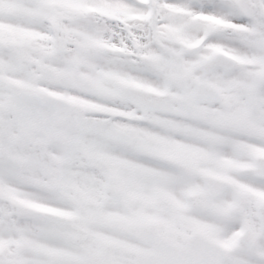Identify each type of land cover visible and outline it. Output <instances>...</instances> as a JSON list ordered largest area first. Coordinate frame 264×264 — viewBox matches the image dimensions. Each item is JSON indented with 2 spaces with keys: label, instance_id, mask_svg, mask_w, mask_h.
Wrapping results in <instances>:
<instances>
[{
  "label": "snow or ice",
  "instance_id": "snow-or-ice-1",
  "mask_svg": "<svg viewBox=\"0 0 264 264\" xmlns=\"http://www.w3.org/2000/svg\"><path fill=\"white\" fill-rule=\"evenodd\" d=\"M0 264H264V0H0Z\"/></svg>",
  "mask_w": 264,
  "mask_h": 264
}]
</instances>
